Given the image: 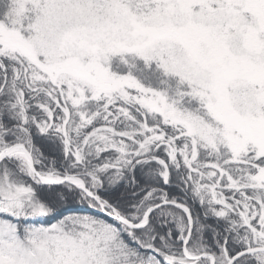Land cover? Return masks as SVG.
Returning a JSON list of instances; mask_svg holds the SVG:
<instances>
[{"label": "snow or ice", "instance_id": "1", "mask_svg": "<svg viewBox=\"0 0 264 264\" xmlns=\"http://www.w3.org/2000/svg\"><path fill=\"white\" fill-rule=\"evenodd\" d=\"M0 264H264V0H0Z\"/></svg>", "mask_w": 264, "mask_h": 264}]
</instances>
